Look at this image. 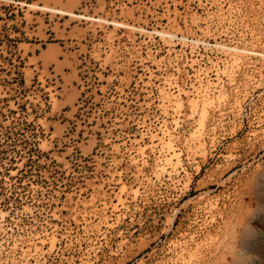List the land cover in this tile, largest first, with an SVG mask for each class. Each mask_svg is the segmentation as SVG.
<instances>
[{
	"label": "rangeland",
	"instance_id": "374dc122",
	"mask_svg": "<svg viewBox=\"0 0 264 264\" xmlns=\"http://www.w3.org/2000/svg\"><path fill=\"white\" fill-rule=\"evenodd\" d=\"M263 216L264 0H0V264H257Z\"/></svg>",
	"mask_w": 264,
	"mask_h": 264
},
{
	"label": "bare ground",
	"instance_id": "6f19581e",
	"mask_svg": "<svg viewBox=\"0 0 264 264\" xmlns=\"http://www.w3.org/2000/svg\"><path fill=\"white\" fill-rule=\"evenodd\" d=\"M264 219V216H263ZM261 230H254L251 228H248V226H244L243 232L240 235L241 238V253L244 258H251V256L248 254V250L252 247H255L256 249L259 248V243L264 241V228ZM232 253H235V249L232 248ZM263 253V254H262ZM255 257H257L258 263L257 264H264V244L258 249V251H254V254H251ZM252 256V257H253Z\"/></svg>",
	"mask_w": 264,
	"mask_h": 264
}]
</instances>
